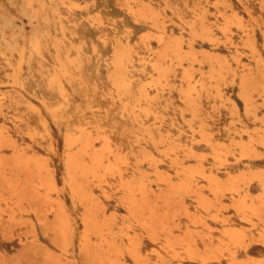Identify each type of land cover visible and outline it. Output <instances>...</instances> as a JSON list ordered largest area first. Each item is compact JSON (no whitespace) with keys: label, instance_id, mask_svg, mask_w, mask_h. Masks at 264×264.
<instances>
[{"label":"rangeland","instance_id":"1","mask_svg":"<svg viewBox=\"0 0 264 264\" xmlns=\"http://www.w3.org/2000/svg\"><path fill=\"white\" fill-rule=\"evenodd\" d=\"M0 264H264V0H0Z\"/></svg>","mask_w":264,"mask_h":264}]
</instances>
